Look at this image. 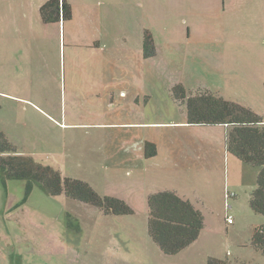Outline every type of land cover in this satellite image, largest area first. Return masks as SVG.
<instances>
[{
    "label": "rangeland",
    "instance_id": "374dc122",
    "mask_svg": "<svg viewBox=\"0 0 264 264\" xmlns=\"http://www.w3.org/2000/svg\"><path fill=\"white\" fill-rule=\"evenodd\" d=\"M253 1L160 0L144 17L59 23L42 20L40 0H0V132L16 154L134 211L104 214L0 174V264H264L252 245L264 215L248 201L259 168L233 167L224 127L188 125L171 93L212 92L264 121V0ZM97 31L102 45L87 46ZM162 188L201 199L204 225L173 255L147 233V196Z\"/></svg>",
    "mask_w": 264,
    "mask_h": 264
},
{
    "label": "trees",
    "instance_id": "16d2710c",
    "mask_svg": "<svg viewBox=\"0 0 264 264\" xmlns=\"http://www.w3.org/2000/svg\"><path fill=\"white\" fill-rule=\"evenodd\" d=\"M44 22H61L72 16L66 0H47L40 7ZM151 42L145 31L144 46ZM172 97L186 104V123L189 125H224L226 151L240 161L259 168L256 187L249 197L250 208L264 215V121L248 107L224 99L215 93H196L187 96L181 83L171 88ZM146 156L156 154L153 143L145 142ZM0 174L2 181H25L26 191L38 186L49 195L66 197L93 205L104 214H132L133 209L122 199L98 194L88 183L62 177L49 165L36 162L30 156L16 154L15 147L0 132ZM147 233L161 252L177 254L194 242L203 225L202 213L193 204L173 191H157L147 197ZM252 245L264 253V225L255 228Z\"/></svg>",
    "mask_w": 264,
    "mask_h": 264
},
{
    "label": "crops",
    "instance_id": "0c3cea01",
    "mask_svg": "<svg viewBox=\"0 0 264 264\" xmlns=\"http://www.w3.org/2000/svg\"><path fill=\"white\" fill-rule=\"evenodd\" d=\"M45 1H47V0H40V2L37 4V7L40 8V6ZM66 1L70 4L71 10L73 13L70 19L75 18V16L79 15L80 13L84 14V12H85V13H91L92 14V20L95 18L100 19L103 17H105L108 20H113V19H115V20L120 19L121 20V19H124V17L127 16L129 13L135 14L137 18L140 17L141 15H143V17H144V16H146V13H149V12L155 10V6H154L155 3L160 2V0H66ZM253 2L255 4L256 3L259 4V0H254ZM233 3H236V6H237V5H241V4H249L251 2H250V0H220L221 11H226L227 9H231L232 6H229V5H233ZM262 4H264V3H262ZM63 21H65V20H63ZM96 28L101 31V27H99L98 25ZM100 31H97V33L95 34L96 37L92 38L91 42H89L87 44V46L97 47V46L102 45L101 44L102 43L101 38H97L100 35ZM107 32H114V31L108 30ZM136 95H138V94L136 93ZM133 96H135V95H133ZM136 97L138 98L139 96H136ZM190 126H197V125H190ZM220 126L224 127V129H225V135L224 136L226 137L227 127L224 125H220ZM228 154L230 156H233V157L228 158L229 162L231 163V165H233V167L237 168L238 163L235 160H237L239 162H242V161H240L238 158H236L234 155L230 154L229 152H228ZM231 158H234V159H231ZM230 160H233V161H230ZM130 168H132V167H130ZM128 172H129V170H127V173ZM165 190L173 191V192L177 193L180 197L190 201L196 209H197L198 203L201 202V199L199 197L194 196L193 198H191L192 196H189L186 192L176 190V188H172V189L162 188L161 190H158V191H165ZM236 197L237 196H235L234 198H236ZM249 197H250V194H249ZM248 201H249V198H248ZM147 208H148V206H147ZM234 222L235 221L233 220V222L229 223V225H233ZM261 225H264V224H261Z\"/></svg>",
    "mask_w": 264,
    "mask_h": 264
},
{
    "label": "built area",
    "instance_id": "2783aa9c",
    "mask_svg": "<svg viewBox=\"0 0 264 264\" xmlns=\"http://www.w3.org/2000/svg\"><path fill=\"white\" fill-rule=\"evenodd\" d=\"M235 196H236L235 192L229 191L228 189L226 190L225 195H224L226 211H229L231 209L232 206L229 201L231 200V198H234ZM226 219L228 223L233 222V218L230 214L227 215Z\"/></svg>",
    "mask_w": 264,
    "mask_h": 264
}]
</instances>
